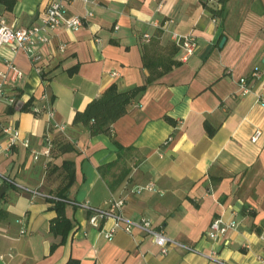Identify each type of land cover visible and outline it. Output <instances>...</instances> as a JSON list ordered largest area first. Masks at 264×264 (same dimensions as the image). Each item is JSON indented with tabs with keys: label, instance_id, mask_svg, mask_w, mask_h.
<instances>
[{
	"label": "crops",
	"instance_id": "1",
	"mask_svg": "<svg viewBox=\"0 0 264 264\" xmlns=\"http://www.w3.org/2000/svg\"><path fill=\"white\" fill-rule=\"evenodd\" d=\"M9 1H0V19L16 28L37 25L49 2ZM209 7L222 14L214 16ZM67 9L70 15L92 12L93 17L78 32L54 33L39 49L47 90L25 54L0 50V72L10 60L25 74L16 112L10 115L11 107L0 105V121L14 123L21 139L30 142V148L20 144L0 156V172L40 193L0 187H6L0 199V264L71 259L217 264L203 255L226 264H259L264 256V0H71ZM173 33L192 34L198 41L186 63ZM256 71L258 79L252 76ZM241 79L248 82L247 94ZM113 85L121 92L146 89L110 132L92 137L88 127L74 124L75 116ZM44 93L52 99L53 119L32 112ZM48 137L51 157L34 160L33 152H41ZM65 143L75 151L62 152ZM71 170L75 181L64 191ZM149 185L153 191L135 192ZM60 200L73 225L65 242L52 231ZM118 200L124 201L127 219H149L171 240L199 253L172 246L162 256L152 237L139 230H118L108 240L103 231L113 221L94 228L92 213L79 206L106 210ZM219 218L236 221L238 228L212 240L208 231Z\"/></svg>",
	"mask_w": 264,
	"mask_h": 264
},
{
	"label": "built area",
	"instance_id": "2",
	"mask_svg": "<svg viewBox=\"0 0 264 264\" xmlns=\"http://www.w3.org/2000/svg\"><path fill=\"white\" fill-rule=\"evenodd\" d=\"M71 0H49L45 11L43 12L40 21L37 25L16 28L10 26L6 20L0 19V50L7 48L13 53H23L31 61L36 72L42 77V83L45 90H47L48 79L44 68L41 66L43 55L40 52L42 46H47L51 42V37L54 33L65 30L78 32L83 29L93 13L89 12L86 16L70 15L67 9V4ZM87 2L96 3L98 0H86ZM213 1V0H210ZM216 21V19H215ZM147 39L149 36H145ZM172 39L181 50L180 61L186 63L195 54L198 48V41L192 34L180 35L178 33L172 34ZM100 42V39H96ZM61 51L66 50V46L60 47ZM253 78H260L261 73L256 71L253 73ZM25 74L16 66L13 61L8 60L5 64V70L0 72V105H7L10 107H17L20 100L19 84L23 81ZM242 90L244 94L249 93L248 82L246 79H241ZM41 104L32 108V112L36 116L42 114L48 115L51 119L54 118V108L52 99L47 93H44L40 98ZM0 156L10 154L14 148L22 144L25 148H30L28 140H22L19 131L16 129L14 123L5 124L0 121ZM261 133L258 132L253 141H257ZM54 148L53 142L50 138L45 139V147L41 152H33L34 160H38L40 156L47 158L51 157ZM7 185L18 189L20 191H31L18 183L15 179L0 172V187ZM152 185L138 187L136 193L144 191H153ZM35 195H39L38 191H31ZM80 207L88 209L92 216L90 217V225L94 228H99L101 221L111 220L114 225L111 229L105 230L104 236L108 240H112L118 230L132 234L135 230H139L153 239V243L160 249L162 256H167L172 246H180L184 249L199 253L196 249H192L185 245L179 244L171 240L162 229H156L154 224L149 219H142L140 221H133L127 219L122 214L124 206L123 200L113 201L109 209H99L90 207L88 204H80ZM238 228L236 221L226 222L219 218L213 221L210 225L208 236L212 240H218L224 237L227 233ZM264 237V231L262 233ZM208 260L217 264H226L215 255H203ZM259 264H264V256L258 257Z\"/></svg>",
	"mask_w": 264,
	"mask_h": 264
},
{
	"label": "trees",
	"instance_id": "3",
	"mask_svg": "<svg viewBox=\"0 0 264 264\" xmlns=\"http://www.w3.org/2000/svg\"><path fill=\"white\" fill-rule=\"evenodd\" d=\"M3 3H13L9 0H0ZM209 10L213 13L214 16H219L222 14V9L210 8ZM145 86L135 87L128 91L121 92L118 89L117 85L111 86L100 98L92 101L85 111L78 112L74 119V124H82L89 128L90 134L92 137L106 134L110 132L111 126L120 120L122 117L127 115L128 107L134 101V99L145 91ZM32 103H28L21 110L28 111ZM18 107V106H17ZM17 107H11L8 110V113L14 114L17 110ZM62 152H74L75 148L70 143H65L60 147ZM69 163H66V165ZM75 181V172L70 171V179L64 191H67L73 182ZM63 199V197H60ZM65 198V197H64ZM65 206L66 203L63 201H56L55 209L59 213V218L52 225V231L56 234H60L63 237L65 242L68 235L73 230V225L65 217ZM67 264H79L77 260L71 259Z\"/></svg>",
	"mask_w": 264,
	"mask_h": 264
},
{
	"label": "water",
	"instance_id": "4",
	"mask_svg": "<svg viewBox=\"0 0 264 264\" xmlns=\"http://www.w3.org/2000/svg\"><path fill=\"white\" fill-rule=\"evenodd\" d=\"M225 42H226V39L224 38V39L222 40V42H221V47L225 44ZM5 190H6V187H2V188L0 189V199H1V197L4 195Z\"/></svg>",
	"mask_w": 264,
	"mask_h": 264
}]
</instances>
